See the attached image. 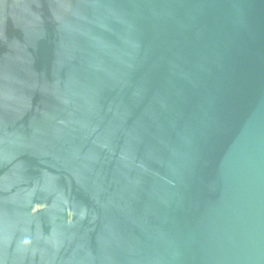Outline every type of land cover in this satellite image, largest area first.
<instances>
[{
  "label": "water",
  "instance_id": "1",
  "mask_svg": "<svg viewBox=\"0 0 264 264\" xmlns=\"http://www.w3.org/2000/svg\"><path fill=\"white\" fill-rule=\"evenodd\" d=\"M0 264H264V0H0Z\"/></svg>",
  "mask_w": 264,
  "mask_h": 264
}]
</instances>
